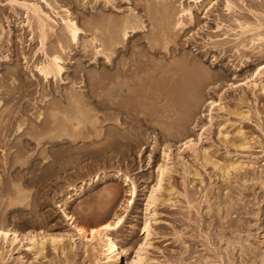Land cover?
Instances as JSON below:
<instances>
[{"label":"rangeland","instance_id":"obj_1","mask_svg":"<svg viewBox=\"0 0 264 264\" xmlns=\"http://www.w3.org/2000/svg\"><path fill=\"white\" fill-rule=\"evenodd\" d=\"M231 1L228 10V0H0V264H104L103 248L77 237L64 212L87 229L124 216L114 231L124 264L138 252L145 264H264V0ZM24 4L51 20L44 46ZM184 7L193 20L176 27ZM67 15L79 42L64 32ZM127 19L142 28L98 54ZM53 55L64 70L46 79L38 68ZM121 72L154 77L142 89L151 96H110ZM66 114L81 124L65 125ZM63 128L74 138H58ZM202 128L196 151L182 148ZM165 154L154 217L149 193ZM126 176L137 187L129 208Z\"/></svg>","mask_w":264,"mask_h":264},{"label":"bare ground","instance_id":"obj_2","mask_svg":"<svg viewBox=\"0 0 264 264\" xmlns=\"http://www.w3.org/2000/svg\"><path fill=\"white\" fill-rule=\"evenodd\" d=\"M233 1L231 0H228L227 2V9L228 10H231L233 9ZM26 10L30 13H32L34 17H36L37 19V29L39 30L40 32V36H41V40H42V44L43 46L45 45V41L48 37V35L50 34L51 31H53V26L51 24V20L50 18L43 14V12L37 7V6H34V5H26L24 4L23 5ZM191 8V7H190ZM185 9L184 7V10L181 14V17L179 19V21H177V24H176V27H182L184 25V20H183V17L184 16H189L191 20H193V12H192V8L190 9ZM166 10V9H165ZM163 10V11H165ZM168 12V11H167ZM165 13V12H164ZM164 15V14H163ZM160 16V15H159ZM31 17V15H30ZM33 17V18H34ZM68 17V15H67ZM185 18V17H184ZM188 18V17H187ZM137 19V18H136ZM124 24L122 25V29L121 31L119 32L117 30V25H115L114 27H112L113 31H111L110 33V36L108 38V45L106 46L105 44H103V52H101L99 50L98 54H102V53H106V52H111L110 54L113 55L114 54V49L117 48L118 45L120 44H123L124 40H126L128 38V30L129 29H132L131 31H135L138 30V29H141L143 25H140V23H138L136 20H132V19H127V20H124ZM167 22V21H165ZM192 22V21H191ZM55 25V24H54ZM174 26V25H173ZM121 27V26H119ZM259 28L261 27L258 26ZM241 28L242 29H249L250 28V25H241ZM64 32L67 34L69 40L71 42H77L78 41V38H79V34L81 32V29L79 28V26L77 25V23L75 22V20L73 21L71 18H66L64 19ZM110 29V28H109ZM108 29V30H109ZM33 30V29H32ZM107 30V31H108ZM173 36V35H172ZM67 38V37H66ZM95 39V38H94ZM161 39V38H160ZM166 40V39H165ZM79 42V41H78ZM126 42V41H125ZM165 44L167 45L168 41H164ZM163 44V43H162ZM150 45V44H149ZM165 45V46H166ZM66 47V46H65ZM43 48V47H42ZM167 48V47H166ZM165 49V47H164ZM96 52V51H95ZM156 52V51H155ZM97 54V55H98ZM112 58V57H111ZM50 59V58H49ZM109 59V58H108ZM61 58L57 55H53V57L48 60L47 62L48 63H45L43 64L41 67H39V71L40 73L46 78V79H49L50 77H55V78H58V77H61L62 76V73H63V70L64 68L61 66ZM122 71V70H121ZM135 73V72H134ZM163 73V72H162ZM144 74V73H143ZM260 74V73H259ZM138 75H140V73H138ZM165 75V74H164ZM134 77V78H133ZM145 78V77H144ZM154 78V77H153ZM149 78V83L147 81V83L145 82L146 80L143 79V76L141 78H139V76L135 75V76H132V77H129L127 78V74L125 72H121V74H118V75H114L112 77H110V79L108 80V88H110L109 90L110 91V96H113V94H115V96H117L118 94L120 95H123L125 92H128L129 94H131V98L133 100H138L140 98H142L143 96H151L147 93H145L142 89H144L145 86H149L152 87L153 86V83L151 84V81L153 80ZM126 79H130V81L126 82L125 80ZM118 80H120L118 82ZM172 80V79H171ZM157 81V80H156ZM107 88V89H108ZM148 88V87H147ZM154 89V88H153ZM108 90V92H109ZM170 91V90H169ZM106 93V92H105ZM125 96V95H124ZM126 97V96H125ZM124 98V97H122ZM146 98V97H145ZM150 99V97H148ZM152 98V97H151ZM72 99L73 101L75 102L76 104V109H77V113L79 116L85 118L86 115H85V112L84 110L81 108V105H82V100H81V97L80 96H72ZM168 99V98H167ZM166 99V100H167ZM86 100V99H85ZM106 100V99H105ZM120 102H121V99H119ZM163 100V99H162ZM161 100V101H162ZM107 101V100H106ZM111 102H109L110 104L109 105H113V106H119L120 108V104L118 103H115L114 101L110 100ZM165 101V100H164ZM104 102V101H103ZM129 102V101H128ZM127 103V102H126ZM131 103V101H130ZM129 103V104H130ZM141 103V102H139ZM128 104V105H129ZM212 106H220L222 109V105H220L218 102H212L210 103ZM123 105V104H122ZM133 105H136V107L138 106L137 103L133 104ZM141 105V104H140ZM108 106V104H107ZM122 107V106H121ZM139 107V106H138ZM138 107L136 108V110L138 109ZM125 108V106L123 107ZM127 108H131L130 111L133 110L132 106L131 107H127ZM150 108V107H149ZM224 109V108H223ZM135 110V109H134ZM135 112H138L136 111ZM87 111V110H86ZM125 111V109H124ZM129 111V109H128ZM141 111V110H140ZM139 111V112H140ZM125 113L127 114V110L125 111ZM125 114V115H126ZM65 117V125H68L70 123H73L74 121L78 120V125H80V121H79V118H77L76 116H73V115H70V114H66L64 115ZM89 116V115H88ZM136 116V115H135ZM138 117V116H136ZM138 119V118H137ZM135 118V120H137ZM133 120V119H132ZM213 120V119H212ZM211 120V121H212ZM56 123V121L54 122ZM53 123V124H54ZM178 123V122H177ZM74 124V123H73ZM84 124V123H83ZM72 125V124H71ZM180 125V124H179ZM66 127V126H65ZM205 127V126H204ZM77 128V127H76ZM206 128V127H205ZM205 128H202L200 133H198L197 135H195L196 137L194 139H190L189 137V140L183 144V147L182 148H185V149H190V150H195V148L197 147V141L200 143L201 141L204 140L205 136H206V133H207V129ZM225 128V127H224ZM64 129V128H63ZM97 129V128H96ZM56 131V128L54 129ZM72 132V131H70ZM75 133V132H74ZM85 135V134H84ZM70 137L71 139L74 138V135L72 134H69L66 129H64V131L62 132V135H59V137ZM77 136V135H76ZM55 137L57 138V136L55 135ZM55 138V139H56ZM84 138V137H83ZM122 138V137H121ZM61 139V138H60ZM62 139V140H63ZM67 140V139H66ZM64 141V140H63ZM74 141V140H73ZM196 151V150H195ZM194 152V151H192ZM165 162L163 165H161L158 169V179H157V184L153 187L151 193L150 194V197H149V203H148V208H147V211H150L152 210L153 211V215L155 217V205L157 204L159 198H158V194L161 192V190H163V187H164V182H165V179H166V174L168 173L169 171V162H170V157L168 154H165ZM205 157V156H204ZM207 158V157H206ZM206 160V159H205ZM208 162V161H207ZM236 166V165H235ZM173 167V166H172ZM222 168V167H221ZM231 168V167H229ZM239 168V167H238ZM223 169V168H222ZM240 171V170H239ZM123 174L122 173H118V177L122 176ZM226 176V175H225ZM125 183L126 185L128 186H131L132 190H131V199L129 200L128 202V208L130 206H132V204L134 203L136 197H137V187H136V184L135 182L129 177V176H126L125 177ZM167 185V184H166ZM166 189V192L168 193H172L173 192V188H165ZM23 191V190H22ZM165 191V190H164ZM164 195V194H163ZM162 195V196H163ZM170 200V199H169ZM160 203V202H159ZM65 214V217L67 219V221L69 222V225L71 226V229L73 230V232L76 234L77 237L83 239V240H86L87 242L89 243H96L97 245H100L102 248H103V252H104V255H105V263L104 264H124L123 262H121V257H122V254L124 253L125 255L127 254V251L122 248L119 243H118V238H117V234L116 236L114 235V231L115 230H118L119 227H121V225L123 224L124 222V219L125 217L122 216V215H115L114 219L112 221H107L103 224H99V226L95 227V228H84L82 226H80L78 224V221L76 219V217H74L73 215H70L66 212H64ZM150 220V219H149ZM146 221L145 223V227H144V231L146 232L148 238L152 236V227H151V224L150 222ZM157 222V221H156ZM1 232V231H0ZM2 234L7 238L9 236V232L8 231H2ZM15 237L18 235V234H14ZM14 237V238H15ZM27 237V236H25ZM9 239V238H8ZM17 239V238H16ZM18 240V239H17ZM239 240V239H238ZM31 241V239H30ZM49 241L50 243L52 244L51 246H53V249L54 250H58L61 248V243H62V235H49ZM247 241V240H246ZM16 242V241H15ZM151 242V241H150ZM34 244V243H33ZM146 246V245H145ZM101 248V249H102ZM42 254L45 252V249H46V243L45 241L43 240L42 241V244L40 245V248H38ZM142 250V249H141ZM40 252V253H41ZM39 253V252H38ZM137 256L134 260H132L131 262H127V264H145V258L144 256H142V254H140L139 252L136 253ZM147 258V257H146Z\"/></svg>","mask_w":264,"mask_h":264}]
</instances>
